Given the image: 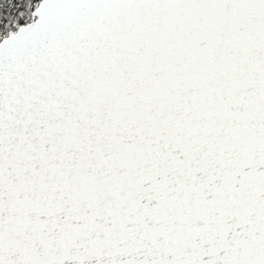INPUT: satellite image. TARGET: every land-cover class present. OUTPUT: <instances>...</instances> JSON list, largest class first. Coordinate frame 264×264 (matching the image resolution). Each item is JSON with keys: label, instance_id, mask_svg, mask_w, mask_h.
<instances>
[{"label": "snow or ice", "instance_id": "1", "mask_svg": "<svg viewBox=\"0 0 264 264\" xmlns=\"http://www.w3.org/2000/svg\"><path fill=\"white\" fill-rule=\"evenodd\" d=\"M0 264H264V0H0Z\"/></svg>", "mask_w": 264, "mask_h": 264}]
</instances>
